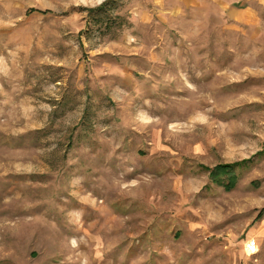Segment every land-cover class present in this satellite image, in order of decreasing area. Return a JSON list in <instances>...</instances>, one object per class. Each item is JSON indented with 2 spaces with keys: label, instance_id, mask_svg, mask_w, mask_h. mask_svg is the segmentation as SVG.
Wrapping results in <instances>:
<instances>
[{
  "label": "rangeland",
  "instance_id": "obj_1",
  "mask_svg": "<svg viewBox=\"0 0 264 264\" xmlns=\"http://www.w3.org/2000/svg\"><path fill=\"white\" fill-rule=\"evenodd\" d=\"M129 7L0 0V264H264V9Z\"/></svg>",
  "mask_w": 264,
  "mask_h": 264
},
{
  "label": "crops",
  "instance_id": "obj_2",
  "mask_svg": "<svg viewBox=\"0 0 264 264\" xmlns=\"http://www.w3.org/2000/svg\"><path fill=\"white\" fill-rule=\"evenodd\" d=\"M128 3L141 26L172 20L184 25L191 16L212 20L216 15L226 26H232L234 21L249 24L254 21L249 20L250 13L264 9V0H128Z\"/></svg>",
  "mask_w": 264,
  "mask_h": 264
},
{
  "label": "trees",
  "instance_id": "obj_3",
  "mask_svg": "<svg viewBox=\"0 0 264 264\" xmlns=\"http://www.w3.org/2000/svg\"><path fill=\"white\" fill-rule=\"evenodd\" d=\"M107 4L108 3L106 1L105 3H103V5H101L97 9V11H101L102 9H104L107 6ZM100 21L101 20L99 19L97 22ZM246 162L247 161L235 163V164H219L214 168H207V167L205 168L209 171L210 178L215 184L223 187L225 190H232L238 181V176L235 173L234 168ZM224 175H227L228 177L227 181L223 179Z\"/></svg>",
  "mask_w": 264,
  "mask_h": 264
},
{
  "label": "built area",
  "instance_id": "obj_4",
  "mask_svg": "<svg viewBox=\"0 0 264 264\" xmlns=\"http://www.w3.org/2000/svg\"><path fill=\"white\" fill-rule=\"evenodd\" d=\"M245 251L247 255L253 256L258 252V245L255 239H250L245 245Z\"/></svg>",
  "mask_w": 264,
  "mask_h": 264
}]
</instances>
